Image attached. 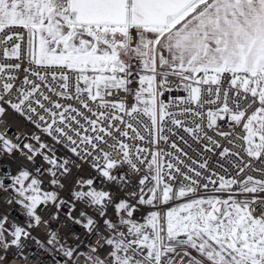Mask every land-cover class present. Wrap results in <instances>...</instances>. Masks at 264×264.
I'll return each instance as SVG.
<instances>
[{"label": "snow or ice", "instance_id": "1", "mask_svg": "<svg viewBox=\"0 0 264 264\" xmlns=\"http://www.w3.org/2000/svg\"><path fill=\"white\" fill-rule=\"evenodd\" d=\"M0 264H264V0H0Z\"/></svg>", "mask_w": 264, "mask_h": 264}, {"label": "built area", "instance_id": "2", "mask_svg": "<svg viewBox=\"0 0 264 264\" xmlns=\"http://www.w3.org/2000/svg\"><path fill=\"white\" fill-rule=\"evenodd\" d=\"M170 95H172V96H183L184 93H182V92H173ZM168 97H169V94H165L164 99L167 100ZM8 120H9V123H11L13 125L14 130H15V125L18 122V118L17 117H14V116H10V117H8ZM189 142L191 143V141H189ZM182 146L185 147L186 150H189V149H187V146H184V145H182ZM193 148H196V145L195 144H193ZM189 151H191V150H189Z\"/></svg>", "mask_w": 264, "mask_h": 264}]
</instances>
